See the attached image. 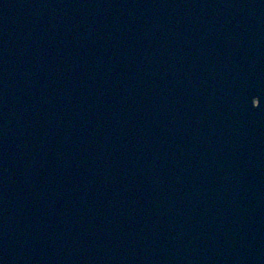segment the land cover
I'll list each match as a JSON object with an SVG mask.
<instances>
[{
	"label": "water",
	"instance_id": "1",
	"mask_svg": "<svg viewBox=\"0 0 264 264\" xmlns=\"http://www.w3.org/2000/svg\"><path fill=\"white\" fill-rule=\"evenodd\" d=\"M0 264H264V0H0Z\"/></svg>",
	"mask_w": 264,
	"mask_h": 264
}]
</instances>
